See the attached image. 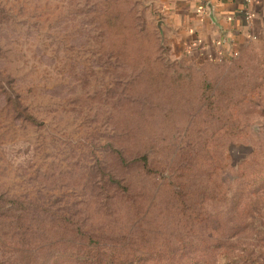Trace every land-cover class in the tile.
Wrapping results in <instances>:
<instances>
[{
    "label": "rangeland",
    "instance_id": "374dc122",
    "mask_svg": "<svg viewBox=\"0 0 264 264\" xmlns=\"http://www.w3.org/2000/svg\"><path fill=\"white\" fill-rule=\"evenodd\" d=\"M182 2L0 0V264H264V40Z\"/></svg>",
    "mask_w": 264,
    "mask_h": 264
},
{
    "label": "crops",
    "instance_id": "0c3cea01",
    "mask_svg": "<svg viewBox=\"0 0 264 264\" xmlns=\"http://www.w3.org/2000/svg\"><path fill=\"white\" fill-rule=\"evenodd\" d=\"M174 17L177 46L186 53L224 60L247 42L264 40V0H183Z\"/></svg>",
    "mask_w": 264,
    "mask_h": 264
},
{
    "label": "trees",
    "instance_id": "16d2710c",
    "mask_svg": "<svg viewBox=\"0 0 264 264\" xmlns=\"http://www.w3.org/2000/svg\"><path fill=\"white\" fill-rule=\"evenodd\" d=\"M254 41H263V40H261V39H257V40H254ZM250 42V41H249ZM248 43V42H247ZM240 52V51H239ZM93 260V259H92ZM92 260H90V258L89 257H87V259H86V262H90V261H92ZM94 263L95 264H103V261L100 259V258H94ZM92 261V262H93ZM247 264H249L248 262H247Z\"/></svg>",
    "mask_w": 264,
    "mask_h": 264
},
{
    "label": "water",
    "instance_id": "95a60500",
    "mask_svg": "<svg viewBox=\"0 0 264 264\" xmlns=\"http://www.w3.org/2000/svg\"><path fill=\"white\" fill-rule=\"evenodd\" d=\"M206 7H207V10H209V15L211 16L213 13V6L210 3H208Z\"/></svg>",
    "mask_w": 264,
    "mask_h": 264
},
{
    "label": "built area",
    "instance_id": "2783aa9c",
    "mask_svg": "<svg viewBox=\"0 0 264 264\" xmlns=\"http://www.w3.org/2000/svg\"><path fill=\"white\" fill-rule=\"evenodd\" d=\"M246 3H250V2H252V0H244ZM238 54V52H234L233 54H231L229 57H233V56H235V55H237Z\"/></svg>",
    "mask_w": 264,
    "mask_h": 264
}]
</instances>
